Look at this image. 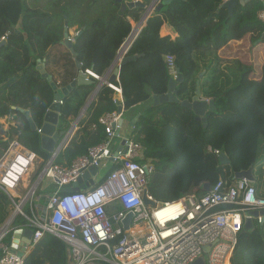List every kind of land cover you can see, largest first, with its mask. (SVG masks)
I'll return each mask as SVG.
<instances>
[{"label": "trees", "instance_id": "trees-1", "mask_svg": "<svg viewBox=\"0 0 264 264\" xmlns=\"http://www.w3.org/2000/svg\"><path fill=\"white\" fill-rule=\"evenodd\" d=\"M26 1L0 0V38L5 37V43H0V119L10 115L17 118L16 123L0 126V157L17 136L21 146L46 162L49 154L39 149V136L22 113L28 112L29 119L40 128L53 101V90L36 70L37 60L59 89L86 70L103 77L131 34L129 19L139 23L144 9L122 12L121 4L113 0H33L35 8L31 9ZM140 1L147 6L153 0ZM223 2L173 0L146 20L126 53L135 60L120 68L116 85L122 91L124 111L143 106L132 136L144 148V160L153 165L146 189L158 203L191 193L203 195L204 183L213 186L219 180L228 181L236 172L254 169L257 162L259 140H264V62L256 76L252 66L239 62L222 72L216 60L203 62L200 67L193 58L194 53H216L248 34L252 45H264V24L258 18L262 4L253 0L237 5L228 16V9L221 7ZM65 23L68 30L76 28L72 41L75 56L61 44ZM164 23L178 35L175 41L160 36ZM167 56L174 58L182 76L175 89L179 101L191 100L198 82L203 97L213 102L205 123L196 121L193 112L179 103H150L152 96L167 93ZM220 79L222 88L218 86ZM89 80L91 84L77 85L63 99L62 131L68 130L98 85L96 80ZM117 111L114 92L102 86L57 165L69 166L101 144L105 133L98 121ZM215 151L225 154L229 165H221ZM5 203H9L8 198L0 190V225L8 216ZM119 211L120 207L114 206L109 215ZM67 255L65 244L47 235L29 253L25 264H68ZM231 264H264V222L238 236Z\"/></svg>", "mask_w": 264, "mask_h": 264}, {"label": "built area", "instance_id": "built-area-1", "mask_svg": "<svg viewBox=\"0 0 264 264\" xmlns=\"http://www.w3.org/2000/svg\"><path fill=\"white\" fill-rule=\"evenodd\" d=\"M258 18L264 24V10ZM140 29L125 40L119 49L120 56L126 55ZM4 42L5 37L0 38V43ZM165 60L170 79L176 80L180 74L174 58L167 56ZM83 74L97 82L102 78L89 70ZM118 75L114 82L102 85L114 92L118 108L98 121L104 129V141L69 166L56 162L77 130V118L70 122L56 152L46 162L22 147L17 138L2 150L0 190L12 209L0 225V264H25L29 253L47 235L65 244L68 264H193L199 258L204 264H231L246 221L250 220L253 227L264 222V217L251 215L264 210V187L258 191L255 183L233 177L219 180L203 195L191 193L172 202L158 203L147 193L155 205L143 204L153 165L144 160V148L133 139V125L130 136L121 135L124 109L122 91L116 85ZM58 104L62 107L63 101ZM12 120L13 117L5 116L0 124L7 125ZM39 131L37 128V134ZM215 154L219 156L220 152ZM21 159L26 163L21 164ZM36 163L40 170L33 183L30 174ZM113 166L115 169L111 170ZM92 167L97 169L96 175L90 177L92 185L86 180L80 191L61 192L62 187H72ZM100 171L104 173L98 179ZM44 180L55 186L54 191L45 192ZM114 206H119L120 211L109 215ZM177 206L180 212L174 215ZM127 214L132 217L129 229L124 230L122 222ZM26 229L31 231V237L24 243ZM205 248H209L208 252Z\"/></svg>", "mask_w": 264, "mask_h": 264}, {"label": "water", "instance_id": "water-1", "mask_svg": "<svg viewBox=\"0 0 264 264\" xmlns=\"http://www.w3.org/2000/svg\"><path fill=\"white\" fill-rule=\"evenodd\" d=\"M113 1L121 4V11L122 12L125 10H132L134 8H137V7L144 9L142 17H141V19L137 25V29H138L143 25V23L146 22L148 15L150 14L151 11L154 13H158L162 10L163 7L169 5L173 0H153L151 2V4H149L147 6L144 5L140 0H136L134 2H123L122 0H113ZM158 1H159V3L156 5V3ZM248 1H252V0H226L225 2H223L221 7L228 9V13L231 14L233 8L237 4L242 5ZM258 1H260L262 3V6L264 8V0H258ZM133 31L134 30H132L131 34L129 35L130 38L133 34ZM71 37L72 36H71V34H69L67 24L65 23V26L63 29V41L61 42V44L63 46H65L67 49H69L70 53L73 56H75V53L72 49L73 39ZM262 40H264V36H263ZM134 60H135L134 57H126V56L122 57V56H120V54L118 52L114 61L111 64V66L107 70L106 74L98 82L97 88L100 89L103 85V82H106V81L108 83L114 82L115 77L120 72V68L122 66L134 61ZM117 64L119 65V68H117L115 70V74L108 77V75L112 72V69ZM76 66L78 69H80L79 64H76ZM36 70L39 72L41 78L45 79L49 83L51 89L54 92L52 104L50 105V107L48 108L47 112L44 115L43 123H42L41 127L39 128L40 131L38 133L40 149L43 152H46L47 154L52 155L53 153L56 152V149H57L56 145L59 143L61 138H63V136H65V131H62V130L59 131V129H58L59 124H60V111H61V106L58 104L59 101H63V99L65 97H67L68 94L71 92V90L74 87H76L77 85H89V84H91V81L89 80L88 76L83 74V72H79L76 79L73 82H71L67 87L59 89L52 82L51 77H49L47 75V73L44 69V66L41 64V61H39V60L37 61ZM181 82H182V76L181 75H179V77L176 80L169 79L167 93L163 96H153L152 97L153 106L164 105V104H169V103H179L180 106H182L186 109H189L193 112V114L196 117V121H201L202 123H205L206 122V118H205L206 113L208 111L213 110V102L212 101L206 102L205 100H201V98H200L201 94L199 91V83L198 82L195 85L194 96L191 98V100L179 101L175 89ZM98 91L99 90H97L93 94L94 96H92V98L88 101L87 106L84 107L83 110L80 112V114L77 117L78 120L81 119L82 115L85 113L87 107L91 103L92 99L96 96ZM22 113L24 114L25 117L28 118V122H29L31 130L33 132H36L37 127L34 125V123L31 121V119H29V113L28 112H22ZM122 122H123V120L120 121V124ZM121 145H123V143H121ZM119 149H120V147L118 148V150ZM219 162L221 165H229L230 161L225 154L220 153ZM96 173H97L96 168L92 167V168L88 169L86 172H84V174L81 176V178L77 181L76 184H74L72 187H70V186L62 187L61 192L62 193H70V192L80 191L81 189H83V187H84L83 183L86 180H88L89 184L92 185L93 182L90 180V177L95 176ZM233 178L236 180L246 179L250 183H255L253 168H249L245 171L236 172L233 174ZM209 189H210V185L208 183L203 184V190L205 192H207ZM142 201H143V204L145 206L154 207V205H155V203L153 201L148 199L147 191H144L143 196H142ZM251 215L253 217H256L257 215L264 217V210L260 211L259 213L252 212ZM131 217H132L131 214H127L126 218L122 222V226H123L124 230L129 229ZM252 229H253L252 222L250 220H247L246 223L244 224V227H243L241 234H243L244 232L252 231ZM23 235H24L23 242L26 243L28 241V239H30V237H31V231L26 229L24 231ZM208 249L209 248H205L204 251L208 252ZM193 264H204V260L202 258H199Z\"/></svg>", "mask_w": 264, "mask_h": 264}, {"label": "crops", "instance_id": "crops-1", "mask_svg": "<svg viewBox=\"0 0 264 264\" xmlns=\"http://www.w3.org/2000/svg\"><path fill=\"white\" fill-rule=\"evenodd\" d=\"M225 1L226 0H224V2ZM248 2H246V3H248ZM246 3H244V4H246ZM244 4H242V5H244ZM237 5H240V4H237ZM263 10H264V8H263ZM153 14H154V12L151 11L150 14L148 15V18L152 17ZM230 15H232V12H231V14L228 13V16H230ZM129 22L131 24L132 30L137 29L138 23H134L130 19H129ZM144 25H145V23H144ZM142 27H140V28L142 29ZM74 32H75V30H74ZM69 34H70V31H69ZM160 36L161 37L168 36V37H170L171 40H174V41L178 38V35L173 31V29L170 26H168L167 24H165V23L162 25V27L160 29ZM193 58L197 59V60H202V61H205V62L209 61V60H216V61H218L219 68L221 69L222 72H226L224 70L226 67H232L234 64L237 65L236 63L239 62V63H241L243 65H246V66L247 65L248 66H252L255 75L258 76L259 72H260V69H261V66H262V64L264 62V45L263 44H259V43H254L252 45V43H251V35L248 34L245 37H243V39H241L239 41L230 42L225 47H223L220 50H218L216 53H209V52L205 53V54L194 53L193 54ZM41 64H42V62H41ZM117 68H119L118 64L112 69V72L108 75V77H110L111 75H114L115 74V70ZM50 70L54 71L55 68H50ZM202 75H203V71L200 72V74L198 75V78H201ZM96 88H97V86H96ZM94 92H95V90L89 95L84 107L87 106L88 101L92 98V96H94L93 95ZM97 94H98V92H97ZM97 94H96V96H97ZM200 94H201V91H200ZM96 96L92 99L91 103L95 101ZM152 97L150 99V103H152ZM200 98H201V100H208V99L204 98L202 94H201ZM121 99H122V95H121ZM91 103L89 104V106L91 105ZM142 107H143L142 105H136L135 107H133L130 110L123 111V115H122L123 128H122V133H121L122 137H128V136L131 135L130 129H131L132 125L135 122H137L138 117L140 116V112L142 110ZM83 108L81 109V111L83 110ZM83 116H85V113H84ZM83 116L81 117V119L83 118ZM6 117H14L15 118L14 115L6 116ZM15 123H16V121H15ZM15 138H17V136H13L12 137V139H15ZM115 143L120 144V140H116ZM102 175L103 174L98 176V179L102 178ZM257 183H259V182H257V180L255 179V186L256 187L259 185V184L257 185ZM263 187H264V177H263V181L261 182V187H260V189L258 191L262 190ZM202 188H203V185H202ZM54 189L52 191H54Z\"/></svg>", "mask_w": 264, "mask_h": 264}, {"label": "rangeland", "instance_id": "rangeland-1", "mask_svg": "<svg viewBox=\"0 0 264 264\" xmlns=\"http://www.w3.org/2000/svg\"><path fill=\"white\" fill-rule=\"evenodd\" d=\"M26 3H27V7L28 8H35V5H34V1L33 0H27L26 1ZM74 30H76V28H72V29H70L69 31H70V34H71V36H73L74 34H75V32H74ZM196 61H198V65L201 67V66H203V62H205V61H202V60H197L196 59ZM199 67V74H200V72H201V68ZM228 69V68H227ZM229 70V69H228ZM218 86H219V88H222V79H220V83L218 84ZM84 115V114H83ZM82 115V116H83ZM84 117V116H83ZM15 121H17V118L15 117H13V120L12 121H9L10 123H15ZM0 126L2 127H4L5 125H2V124H0ZM58 129H59V131H61L62 129H61V127L59 126L58 127ZM40 149V148H39ZM38 171H39V164L38 163H36L35 164V166L33 167V169H32V173L30 174V179H31V181L34 183L35 181H36V179L37 178H35V176H36V174L38 173ZM104 173V171H100L99 173H98V176H100L101 174H103ZM253 174H254V177H255V179L257 180V182H259V183H257V190H259L260 189V187H261V182L263 181V177H264V140L261 138L260 140H259V148H258V157H257V162H256V164H255V166H254V169H253ZM42 185L44 186V187H46V189H45V192H47V193H50L55 187H54V185L53 184H51L49 181H47V180H44L43 181V183H42ZM7 197V196H6ZM159 203H161V202H159ZM5 204H7V203H5ZM5 208H6V212H7V214H10L11 213V209L12 208H10V204L8 203L7 204V206L5 205ZM26 211V210H25Z\"/></svg>", "mask_w": 264, "mask_h": 264}, {"label": "clouds", "instance_id": "clouds-1", "mask_svg": "<svg viewBox=\"0 0 264 264\" xmlns=\"http://www.w3.org/2000/svg\"><path fill=\"white\" fill-rule=\"evenodd\" d=\"M158 3H159V2H158ZM158 3H157V4H158ZM157 4H156V5H157ZM143 25H144V23H143ZM143 25H142V26H143ZM142 26H141V27H142ZM140 30H141V29H140ZM73 37H74V35L72 36V39H73ZM118 52H119V51H118ZM125 56H126V55H125ZM118 66H119V65H118ZM20 163L23 164V163H26V162H25L23 159H21V160H20ZM17 170H19V169H17ZM4 182H5V183H9V181H7V180H5ZM179 212H180V209H179V206H177V208L174 210L173 214H174V215H178ZM161 215L163 216V214H161ZM235 220H236V224H237V226H239V224H240V218H239V216H237V217L235 218ZM101 235H103V234H101Z\"/></svg>", "mask_w": 264, "mask_h": 264}, {"label": "flooded vegetation", "instance_id": "flooded-vegetation-1", "mask_svg": "<svg viewBox=\"0 0 264 264\" xmlns=\"http://www.w3.org/2000/svg\"><path fill=\"white\" fill-rule=\"evenodd\" d=\"M72 38V37H71Z\"/></svg>", "mask_w": 264, "mask_h": 264}]
</instances>
